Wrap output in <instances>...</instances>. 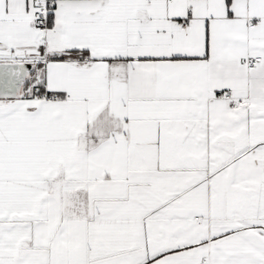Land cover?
<instances>
[{
  "label": "snow or ice",
  "instance_id": "snow-or-ice-1",
  "mask_svg": "<svg viewBox=\"0 0 264 264\" xmlns=\"http://www.w3.org/2000/svg\"><path fill=\"white\" fill-rule=\"evenodd\" d=\"M0 264H264V0H0Z\"/></svg>",
  "mask_w": 264,
  "mask_h": 264
}]
</instances>
